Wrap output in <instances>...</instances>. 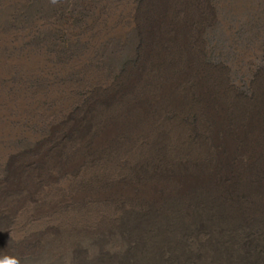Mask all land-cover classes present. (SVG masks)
I'll use <instances>...</instances> for the list:
<instances>
[{
    "label": "rangeland",
    "instance_id": "1",
    "mask_svg": "<svg viewBox=\"0 0 264 264\" xmlns=\"http://www.w3.org/2000/svg\"><path fill=\"white\" fill-rule=\"evenodd\" d=\"M0 33L1 57L45 62L0 82L31 99L0 138V258L264 264V0H0ZM18 165L35 191L8 188Z\"/></svg>",
    "mask_w": 264,
    "mask_h": 264
},
{
    "label": "bare ground",
    "instance_id": "2",
    "mask_svg": "<svg viewBox=\"0 0 264 264\" xmlns=\"http://www.w3.org/2000/svg\"><path fill=\"white\" fill-rule=\"evenodd\" d=\"M157 24L158 23H154V28L157 27ZM12 38H14L13 35L0 33V46H3L5 44L10 45ZM44 64H45L44 57L41 54H37V53H29V54L25 53L22 56L13 55L10 58H5V57L0 56V82L2 78L9 76V71L13 69L15 66L21 68L24 71L30 72V71L38 70V68H40ZM184 75H180V76L175 75V76H172V78H170L169 80H166L165 82L162 81L163 83H161V86L158 88L159 93L158 94L147 93L145 96V100H147V102H150L154 105L155 103L158 104L160 101H163L162 99L164 98H169L170 95L176 90V86H178L177 84L183 79ZM135 80L136 79L134 78L132 81H135ZM206 91L207 89L203 88V92L206 93ZM30 101L31 99L27 96L24 90H20L16 93V95L11 96V95H8L3 89L0 88V138L5 137L8 139L11 135H14L15 133L19 131V129L13 128L10 122L13 119L17 120V119H22L24 117L25 110L29 107L28 104ZM129 106H132V107L137 106L141 108L144 111L145 116H147L146 112L149 110V107L141 104L140 102H136V101L132 102V105H129ZM11 113H13V115H11ZM212 114L220 118L222 114V110L220 109L218 111L217 110L215 111L213 109ZM124 119H126V115L124 112H121L117 115V121L107 120L105 124L102 125L101 129L98 131L99 134L94 140V147L98 148V147L107 145V143L118 134L119 129L122 128V121ZM12 153H13L12 150L5 148L3 146H0V158L2 160L3 159L7 160L9 155H11ZM37 161H41V159H38ZM81 162H82L81 155L73 156L69 160V163L63 164L64 170L73 171L75 168H77L80 165ZM22 167L19 166L16 168L15 173H14V177L16 178V181L9 182L8 188L13 191L23 190V189L31 190V192L35 191L37 189L36 181L38 180H36V177H34L33 174H27V173L25 174L23 172L24 167L23 168ZM57 174L58 172L54 171L53 173L50 174L49 179L51 181L55 180L57 177ZM119 190L126 192L129 189L124 188V190H122L121 188H119ZM23 201H24V198L22 197L19 199V201L16 202V205L20 206L23 203ZM51 207H54V203H52ZM1 213L2 212L0 211V214Z\"/></svg>",
    "mask_w": 264,
    "mask_h": 264
},
{
    "label": "clouds",
    "instance_id": "3",
    "mask_svg": "<svg viewBox=\"0 0 264 264\" xmlns=\"http://www.w3.org/2000/svg\"><path fill=\"white\" fill-rule=\"evenodd\" d=\"M0 264H21V259L16 256H11L5 253L2 258H0Z\"/></svg>",
    "mask_w": 264,
    "mask_h": 264
}]
</instances>
